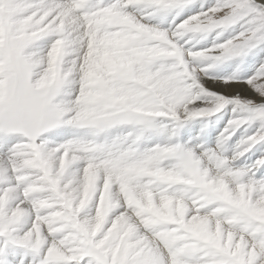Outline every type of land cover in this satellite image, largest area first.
Returning <instances> with one entry per match:
<instances>
[{"label":"snow or ice","instance_id":"1","mask_svg":"<svg viewBox=\"0 0 264 264\" xmlns=\"http://www.w3.org/2000/svg\"><path fill=\"white\" fill-rule=\"evenodd\" d=\"M0 264H264V0H0Z\"/></svg>","mask_w":264,"mask_h":264}]
</instances>
